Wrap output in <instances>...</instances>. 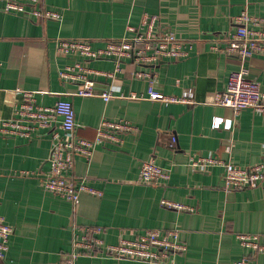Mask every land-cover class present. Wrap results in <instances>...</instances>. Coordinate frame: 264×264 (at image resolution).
Instances as JSON below:
<instances>
[{"label":"crops","instance_id":"obj_1","mask_svg":"<svg viewBox=\"0 0 264 264\" xmlns=\"http://www.w3.org/2000/svg\"><path fill=\"white\" fill-rule=\"evenodd\" d=\"M43 1L61 18L30 20L6 12V0H0V120L14 117L21 103L18 90H30L38 92L37 103L44 107L71 99L79 137L94 140L104 119L126 121L135 131L122 134L119 144L98 146L90 159L76 158L74 176L103 195L84 194L74 207L43 185L53 129H38L28 138L7 137L0 121V216L14 229L4 264L60 262L72 251L74 225L103 228L108 244L135 239L146 230H177L187 251L171 264H235L246 256L251 264H264L263 254H254L238 240L239 234H252L264 245V182L228 191L222 168L189 167L191 156H213L240 167L264 159V115L245 109L235 116L232 109L214 104L232 72L245 70V77L264 90V58L244 62L215 50L229 44L236 16L264 17V0ZM145 15L158 17L159 30H170L192 45L189 57L152 68L128 61L114 78L95 77L96 96H76L79 85L61 79V70L81 62L114 73L115 63L60 56L56 40H90L103 48L109 40L132 36L128 27H138ZM142 70L151 71L158 92L191 96L193 103L132 99L133 93L148 96L150 81L136 76ZM106 90H112L109 102L101 97ZM218 118L234 120L232 129L216 128ZM150 159L171 171L169 181L160 186L138 183L141 165ZM164 199L193 211L168 209L161 205ZM77 264L148 263L82 256Z\"/></svg>","mask_w":264,"mask_h":264},{"label":"built area","instance_id":"obj_2","mask_svg":"<svg viewBox=\"0 0 264 264\" xmlns=\"http://www.w3.org/2000/svg\"><path fill=\"white\" fill-rule=\"evenodd\" d=\"M5 11L22 14L30 20H58V12L45 7L43 0H6ZM159 19L145 15L138 27H128L133 35L120 40H109L105 47L95 48L90 40H56L57 53L60 56H80L85 62L111 59L115 63L114 73L94 70L85 63L77 62L60 71V78L78 84L76 96L94 97L97 95L96 76L105 75L114 78L123 70V64L132 62L138 67L152 68L166 61H179L189 57L192 45L181 40L170 30H159ZM236 30L226 47L215 48L220 54L237 57L242 61L253 57L264 58V17L252 16L246 12L234 18ZM246 71L232 72L226 89L219 92L214 104L234 111L238 116L245 109H252L264 115V90L257 81L245 77ZM139 79H148V96L131 94L132 99H150L163 103L192 104L191 96H168L155 90L151 71H139ZM36 91L18 90L21 103L14 109V117L1 119V133L7 137H30L38 129H53V146L48 158L49 173L44 179V188L76 207L84 194L101 197L103 192L88 184L86 179L76 178L73 174L76 158L84 156L90 159L95 149L105 143L123 142L122 134L134 132L135 127L126 121L104 119L96 130L94 140L77 135L78 123L73 101L59 99L52 107L37 103ZM101 97L109 102L113 98L112 90H106ZM58 119H61L59 124ZM234 120H215V127L231 130ZM177 143L173 136L172 147ZM189 167L195 171L210 168H222L228 191L254 189L264 182V159L255 165L240 167L231 161L213 156H191ZM171 178V171L158 165L155 159L144 161L141 165L138 183L160 186ZM161 205L173 210L192 212L193 209L180 203L162 200ZM73 248L60 262L53 264H77L82 256L130 260L148 264H171L174 256L187 251V246L180 241L177 230H146L135 239H121L117 244H108L103 239L104 230L100 227L73 226ZM14 229L0 216V264L9 250V239ZM241 246L254 254L264 255V245L259 236L239 234ZM235 264H251L246 256Z\"/></svg>","mask_w":264,"mask_h":264}]
</instances>
